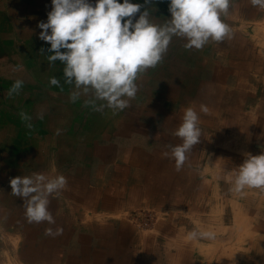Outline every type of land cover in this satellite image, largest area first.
Wrapping results in <instances>:
<instances>
[{
  "label": "crops",
  "instance_id": "0c3cea01",
  "mask_svg": "<svg viewBox=\"0 0 264 264\" xmlns=\"http://www.w3.org/2000/svg\"><path fill=\"white\" fill-rule=\"evenodd\" d=\"M130 2L153 23L171 18L168 0ZM51 10V0H0V264H264V191L237 194L228 182L245 154L264 152V10L231 0L222 16L231 38L199 50L173 37L161 62L139 74L135 99L117 112L85 107L83 95L70 101L64 65L49 66L54 53L39 39L37 25ZM16 80L23 86L8 97ZM188 107L198 114L201 142L177 171L164 153L182 143L174 132ZM33 173L67 178L49 197L55 225L29 223L23 200L11 194V178ZM138 209L172 220L146 235L125 220ZM49 227L63 232L46 235ZM192 230L216 238L190 241Z\"/></svg>",
  "mask_w": 264,
  "mask_h": 264
},
{
  "label": "clouds",
  "instance_id": "9594fccd",
  "mask_svg": "<svg viewBox=\"0 0 264 264\" xmlns=\"http://www.w3.org/2000/svg\"><path fill=\"white\" fill-rule=\"evenodd\" d=\"M151 2L145 0L146 4ZM250 3L264 10V0H250ZM168 4L171 18L157 24L150 20L148 10L141 12L142 5L130 0L123 3L95 0L94 4L89 0H51L52 10L47 14V22L37 25L41 29L39 39L50 44L47 51L54 53L47 56L49 66L55 61L64 65V83L74 86L70 101L75 102L83 95L89 97L84 106H91L95 111L123 110L136 97L139 74L161 62L173 37L185 39L186 49L197 50L210 41L219 43L231 38V28L222 20L229 12L231 0H168ZM137 13H140L139 18L135 19ZM44 51L41 49V53ZM49 83L61 87L56 77L50 78ZM22 86L23 81L16 80L8 97L18 94ZM98 101L103 103L97 105ZM200 110L208 112L204 105ZM20 117L25 121L31 119L24 112ZM38 118L42 115L38 114ZM198 124L197 112L192 107L186 108L174 132L182 143L169 145L170 153H164L174 159L177 171L188 159L187 153L201 142ZM27 126L32 127L30 123ZM228 182L232 185L230 191L237 194L246 188L264 191V152L257 156L245 154L243 163L228 175ZM9 184L11 194L23 200L29 223L55 225L49 211V197L59 195L66 187V177L50 178L33 173L11 178ZM62 232L60 227L45 229V234L53 237ZM215 238V232L210 230H192L187 235L190 241Z\"/></svg>",
  "mask_w": 264,
  "mask_h": 264
},
{
  "label": "rangeland",
  "instance_id": "374dc122",
  "mask_svg": "<svg viewBox=\"0 0 264 264\" xmlns=\"http://www.w3.org/2000/svg\"><path fill=\"white\" fill-rule=\"evenodd\" d=\"M257 148V150H255L254 152L256 153L255 156L260 155L261 154V150ZM1 184V182H0ZM4 182H3V186H4ZM1 186V185H0ZM1 200V198H0ZM129 217V221L132 223L133 227L138 230L140 233L141 232H148L146 233V235L149 234H154L155 232H159L157 229V226L160 223H164V222H168L171 221V215H169L168 213H159V212H154L152 210L149 209H138V210H134L131 211L129 213H126L125 216V220H127V218ZM244 241V240H243ZM237 246H242L244 247V244H237ZM233 250L231 249H227V251H225L227 254H232L234 255V252H232ZM232 252V253H231ZM238 254V253H237ZM201 258H205L206 257H201ZM164 264V263H162Z\"/></svg>",
  "mask_w": 264,
  "mask_h": 264
},
{
  "label": "bare ground",
  "instance_id": "6f19581e",
  "mask_svg": "<svg viewBox=\"0 0 264 264\" xmlns=\"http://www.w3.org/2000/svg\"><path fill=\"white\" fill-rule=\"evenodd\" d=\"M16 1V0H15ZM157 2V1H156ZM154 4V3H153ZM167 4V3H166ZM32 5V4H31ZM5 8V7H4ZM27 8V7H26ZM250 9V8H249ZM26 10V9H25ZM16 11H17V9H16ZM249 12V11H248ZM25 13V12H24ZM8 18H10V17H8ZM163 18H164V16H163ZM187 42V41H186ZM40 43V42H39ZM41 45V44H40ZM31 47V46H30ZM29 47V48H30ZM172 50V49H171ZM239 51V50H238ZM237 51V52H238ZM244 54V53H243ZM36 55V54H35ZM38 57H39V55H38ZM238 57V56H237ZM233 59V58H232ZM38 60V59H37ZM235 60V59H234ZM237 60V59H236ZM239 60V59H238ZM166 62H168V61H166ZM244 62V61H243ZM241 66V65H240ZM241 69V68H240ZM156 70H157V68H156ZM248 71H250V70H248ZM185 73V72H184ZM168 77V76H167ZM158 78H160V77H158ZM171 78V77H170ZM170 80V79H169ZM222 80V79H221ZM208 83V82H207ZM157 84V83H156ZM173 84V83H172ZM176 85V84H175ZM242 85H243V83H242ZM182 86V85H181ZM143 87H145V85L143 86ZM223 87V86H222ZM242 88V87H241ZM240 88V89H241ZM180 89V88H179ZM168 90V89H167ZM243 90V89H242ZM181 92V91H180ZM243 92V91H242ZM242 97V96H241ZM237 99V98H236ZM117 112V111H116ZM165 118V117H164ZM174 121V120H173ZM133 123V122H132ZM224 214V213H223ZM11 217V216H10ZM59 238V237H58ZM209 246V245H208ZM52 248V247H51ZM252 249V251H253V248H251ZM238 253V254H237ZM234 256H237V257H245V251H237V252H234ZM243 263L242 264H246V262L245 261H242ZM105 263V262H104ZM255 264H261V263H257V262H255Z\"/></svg>",
  "mask_w": 264,
  "mask_h": 264
}]
</instances>
